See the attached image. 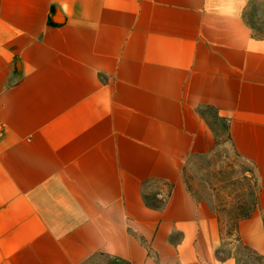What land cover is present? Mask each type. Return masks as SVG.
<instances>
[{"label":"crops","instance_id":"obj_1","mask_svg":"<svg viewBox=\"0 0 264 264\" xmlns=\"http://www.w3.org/2000/svg\"><path fill=\"white\" fill-rule=\"evenodd\" d=\"M255 1L0 0V264H236L181 175L220 121L259 187L236 234L264 255Z\"/></svg>","mask_w":264,"mask_h":264},{"label":"rangeland","instance_id":"obj_2","mask_svg":"<svg viewBox=\"0 0 264 264\" xmlns=\"http://www.w3.org/2000/svg\"><path fill=\"white\" fill-rule=\"evenodd\" d=\"M245 14L253 32L264 35V0L250 3ZM214 117V112L208 110ZM215 146L210 153L190 154L182 164V180L194 199L216 216L221 244V256L230 255L236 264H264V255L244 245L236 232L238 224L256 210L258 183L249 162L233 149L226 134V122H215ZM152 189V186H150ZM169 188H163L166 195ZM149 203L158 204L154 194H147ZM97 264H122L108 257H99Z\"/></svg>","mask_w":264,"mask_h":264}]
</instances>
